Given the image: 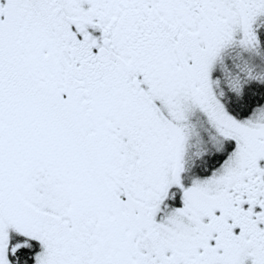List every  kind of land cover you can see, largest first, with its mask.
Returning a JSON list of instances; mask_svg holds the SVG:
<instances>
[{
	"label": "snow or ice",
	"instance_id": "1",
	"mask_svg": "<svg viewBox=\"0 0 264 264\" xmlns=\"http://www.w3.org/2000/svg\"><path fill=\"white\" fill-rule=\"evenodd\" d=\"M0 264H264V0H0Z\"/></svg>",
	"mask_w": 264,
	"mask_h": 264
}]
</instances>
